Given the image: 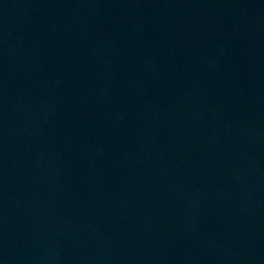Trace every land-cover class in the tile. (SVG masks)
Masks as SVG:
<instances>
[{"label": "water", "instance_id": "1", "mask_svg": "<svg viewBox=\"0 0 264 264\" xmlns=\"http://www.w3.org/2000/svg\"><path fill=\"white\" fill-rule=\"evenodd\" d=\"M0 264H264V196L63 0H0Z\"/></svg>", "mask_w": 264, "mask_h": 264}]
</instances>
